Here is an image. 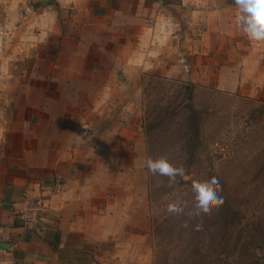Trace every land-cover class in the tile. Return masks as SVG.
Listing matches in <instances>:
<instances>
[{"label": "rangeland", "instance_id": "1", "mask_svg": "<svg viewBox=\"0 0 264 264\" xmlns=\"http://www.w3.org/2000/svg\"><path fill=\"white\" fill-rule=\"evenodd\" d=\"M8 39L0 42V155L27 151L35 166L53 162L67 144L84 170L100 172L98 187L122 192L137 211L129 212V232L117 241H128L121 264H264V98L157 74L109 80L103 53L90 54L77 81L53 82L44 59L55 52L14 49ZM182 84L197 87L202 122L194 156L186 115L150 137L145 129L146 113L182 103ZM159 156L193 180L217 179L223 204L207 217L195 215L190 181L177 178L169 187L167 177L147 170L145 161ZM177 195L187 205L180 215L165 210Z\"/></svg>", "mask_w": 264, "mask_h": 264}, {"label": "crops", "instance_id": "2", "mask_svg": "<svg viewBox=\"0 0 264 264\" xmlns=\"http://www.w3.org/2000/svg\"><path fill=\"white\" fill-rule=\"evenodd\" d=\"M169 1L0 0V42L8 36L14 49L55 52L43 58L53 82L77 81L90 54L99 59L103 53L109 80L119 73L157 74L264 98V43L253 44L239 30L234 0ZM64 147L68 153L35 166L27 151L0 155L3 264H121L128 241L119 242L129 232V212L137 214L135 204L98 187L100 172L84 170L70 145ZM59 182L65 192L50 195ZM25 195L47 206L36 225L12 213Z\"/></svg>", "mask_w": 264, "mask_h": 264}, {"label": "clouds", "instance_id": "3", "mask_svg": "<svg viewBox=\"0 0 264 264\" xmlns=\"http://www.w3.org/2000/svg\"><path fill=\"white\" fill-rule=\"evenodd\" d=\"M236 8L235 22L244 37L253 44L264 43V0H234ZM147 170L153 174L168 178L172 187L180 180L191 182L195 215L207 217L213 208L223 204L222 187L215 178L193 180L183 166H175L167 156L149 157L145 161ZM186 203L177 195L166 205V211L180 215L185 212Z\"/></svg>", "mask_w": 264, "mask_h": 264}, {"label": "trees", "instance_id": "4", "mask_svg": "<svg viewBox=\"0 0 264 264\" xmlns=\"http://www.w3.org/2000/svg\"><path fill=\"white\" fill-rule=\"evenodd\" d=\"M152 1L157 2L158 0ZM163 2L168 5L171 1L163 0ZM178 90V99L182 98L181 104L174 103L175 108L172 106L169 109L162 110V113H146V123L150 122L145 127L146 134L150 137L153 135V132L162 127L167 120L174 119L182 114L184 116L186 115V121L190 124V128H192V146L190 148V154L191 156H194L198 151L202 122L200 118L201 112H199L194 106L197 87L194 84H182L178 86Z\"/></svg>", "mask_w": 264, "mask_h": 264}, {"label": "built area", "instance_id": "5", "mask_svg": "<svg viewBox=\"0 0 264 264\" xmlns=\"http://www.w3.org/2000/svg\"><path fill=\"white\" fill-rule=\"evenodd\" d=\"M67 186L63 182L52 186L50 195H61L65 192ZM12 213L26 225H36L44 220L47 214V206L43 201H30L25 195L22 200L14 202ZM6 251L0 244V264H3V258Z\"/></svg>", "mask_w": 264, "mask_h": 264}]
</instances>
